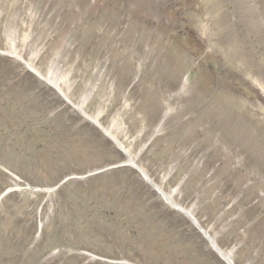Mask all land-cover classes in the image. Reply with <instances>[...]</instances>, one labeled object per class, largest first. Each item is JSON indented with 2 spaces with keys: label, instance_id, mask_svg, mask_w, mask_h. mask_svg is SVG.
I'll list each match as a JSON object with an SVG mask.
<instances>
[{
  "label": "rangeland",
  "instance_id": "rangeland-1",
  "mask_svg": "<svg viewBox=\"0 0 264 264\" xmlns=\"http://www.w3.org/2000/svg\"><path fill=\"white\" fill-rule=\"evenodd\" d=\"M116 143L264 264V0H0V264H226Z\"/></svg>",
  "mask_w": 264,
  "mask_h": 264
},
{
  "label": "bare ground",
  "instance_id": "bare-ground-1",
  "mask_svg": "<svg viewBox=\"0 0 264 264\" xmlns=\"http://www.w3.org/2000/svg\"><path fill=\"white\" fill-rule=\"evenodd\" d=\"M84 116H85V115H84ZM85 117H86V116H85ZM130 161H131V160H130ZM131 162H132V161H131ZM131 162H130V163H131ZM164 199H165V201L169 204V206L174 207V208L177 209V210H180L179 208H176V206H173L172 202L170 201V198L164 196ZM180 211H183V210H180ZM217 252L221 255V257H222L223 259H226L225 256H224L221 252H219L218 250H217Z\"/></svg>",
  "mask_w": 264,
  "mask_h": 264
}]
</instances>
